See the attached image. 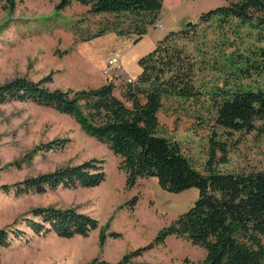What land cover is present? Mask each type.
Masks as SVG:
<instances>
[{
    "label": "rangeland",
    "instance_id": "rangeland-1",
    "mask_svg": "<svg viewBox=\"0 0 264 264\" xmlns=\"http://www.w3.org/2000/svg\"><path fill=\"white\" fill-rule=\"evenodd\" d=\"M58 1L17 0L11 10L0 0V84L18 76L36 81L51 73L52 79L46 82L51 88L94 87L111 80L115 94L121 96L125 73L105 76L101 68L108 55H124L131 63L129 53L138 48L132 43L135 34L107 29L82 40L116 16L90 12L88 5L74 0L56 11ZM226 2L186 0L173 12L165 9L156 18L161 19L162 26L153 23L147 36L161 38L169 30L187 26L188 20L198 22L202 11ZM129 18L120 15V26H127ZM256 19L245 23L233 19L226 24L214 19L198 22L196 33L183 39L192 58L197 60L193 77L198 88L264 87V71L258 73L249 66L261 44ZM127 34H132L131 40ZM148 40L145 38L141 46H146ZM211 106L212 102L201 96L191 102L166 101L158 112L161 131L175 139L201 170L208 157L213 128L217 130L215 139L224 141L228 152L227 161L219 163V169L264 168V135L257 129L226 132L213 125ZM263 122L264 118L255 123ZM64 137L68 142L63 148L42 151L38 147ZM91 157L103 159L106 176L98 185L19 194L0 190V227L24 228L28 232L19 237L10 231V244L0 245V264H86L95 258L115 262L130 249L151 241L158 228L186 210L198 194L194 186L179 192L165 190L155 176L138 177L132 186H126L125 173L118 166L120 157L107 144L87 134L71 115L31 100L0 102V185ZM134 195L137 200L133 209L121 206ZM39 205L73 206L97 217L105 232L115 230L120 235H107L100 244L99 227L86 236L33 234L20 220ZM204 254L202 246L171 234L164 243L150 247L132 260L198 264Z\"/></svg>",
    "mask_w": 264,
    "mask_h": 264
},
{
    "label": "trees",
    "instance_id": "trees-1",
    "mask_svg": "<svg viewBox=\"0 0 264 264\" xmlns=\"http://www.w3.org/2000/svg\"><path fill=\"white\" fill-rule=\"evenodd\" d=\"M2 1L11 10L17 3V0ZM72 1L59 0L54 9L58 11ZM74 1L88 5L90 12H109L116 16L112 22L100 25L82 40L112 29L118 34L132 32L136 41L149 25L155 23L163 5V0ZM120 15L130 17L127 26H120ZM255 17L261 44L249 66L259 73L264 71V0H227L202 11L197 21L214 19L219 24H226L237 19L245 23ZM198 22L169 30L158 38L154 47L138 58L140 71L135 81L123 80L121 96L115 94V84L111 80L94 87L51 88L46 85L52 79L51 73L36 81L18 76L0 84V102L31 100L51 106L71 115L87 134L107 144L120 157L118 166L125 173L126 186H132L138 177L155 176L159 185L168 191L179 192L193 186L198 190L193 203L158 228L151 241L130 249L115 262L95 258L86 264H158L132 258L164 243L171 234L204 248V257L198 264H264V168L219 169L218 164L227 161L228 152L226 143L215 139L217 130L213 128L208 157L204 170H201L175 139L161 131L158 112L166 101L191 102L201 96L212 102L213 125L226 132L257 129L264 135V122L255 123L264 118V87L239 85L209 89L204 85L196 86L193 71L197 60L192 58L183 39L196 33ZM198 52L201 60L204 59ZM125 100H129L130 105ZM67 142L66 137L54 138L38 147L42 151L60 149ZM105 176L103 159L91 157L10 184H1L0 190L19 194L45 192L57 187L95 186ZM136 200L134 195L121 206L131 210ZM20 221L33 234L55 233L65 237L86 236L99 227L100 244L107 235H120L115 230L105 232L97 217L73 206H35L30 209V215ZM10 231L19 237L28 234L24 228L8 230L0 227V245L10 244Z\"/></svg>",
    "mask_w": 264,
    "mask_h": 264
},
{
    "label": "crops",
    "instance_id": "crops-1",
    "mask_svg": "<svg viewBox=\"0 0 264 264\" xmlns=\"http://www.w3.org/2000/svg\"><path fill=\"white\" fill-rule=\"evenodd\" d=\"M184 1H186V0H163V5H162L160 11L158 12V15L165 9H168L169 12H171V11L173 12L174 10H177L179 8V6H181L184 3ZM160 20L161 19H157V21H160ZM151 25H153V24H151ZM151 25H149L147 27V31L145 33H143V35L140 37L139 40L132 42V43H134L133 45L138 46V48H137L136 52L129 53V57L131 59H133V61H135L136 64H134L133 61L131 63H129L128 59H126L124 55L122 57L120 54L118 55L121 59L122 64H123L124 72L128 75L136 76L139 73L140 65L137 62L138 58L142 54L151 50L155 45V42L157 39H154V38L147 36ZM127 35L129 36V39L131 40L132 34H127ZM145 38L146 39L148 38L149 42H148V44H146V46H141V43H143V40ZM108 57H109V55H108Z\"/></svg>",
    "mask_w": 264,
    "mask_h": 264
},
{
    "label": "built area",
    "instance_id": "built-area-1",
    "mask_svg": "<svg viewBox=\"0 0 264 264\" xmlns=\"http://www.w3.org/2000/svg\"><path fill=\"white\" fill-rule=\"evenodd\" d=\"M155 24L159 27L162 26L161 21L156 20ZM101 72L105 76H110L112 74L114 75L124 74L125 72H124L123 64L121 62L120 57L117 55H110L106 59L103 67L101 68ZM124 79L128 82H132V81H135L136 76H131L125 73Z\"/></svg>",
    "mask_w": 264,
    "mask_h": 264
},
{
    "label": "water",
    "instance_id": "water-1",
    "mask_svg": "<svg viewBox=\"0 0 264 264\" xmlns=\"http://www.w3.org/2000/svg\"><path fill=\"white\" fill-rule=\"evenodd\" d=\"M192 23H193L192 20H188V21L186 22V25L188 26V25H191Z\"/></svg>",
    "mask_w": 264,
    "mask_h": 264
}]
</instances>
